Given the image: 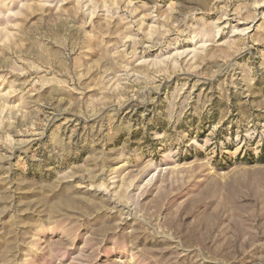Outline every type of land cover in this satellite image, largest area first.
Instances as JSON below:
<instances>
[{
	"label": "rangeland",
	"instance_id": "rangeland-1",
	"mask_svg": "<svg viewBox=\"0 0 264 264\" xmlns=\"http://www.w3.org/2000/svg\"><path fill=\"white\" fill-rule=\"evenodd\" d=\"M0 264H264V0H0Z\"/></svg>",
	"mask_w": 264,
	"mask_h": 264
}]
</instances>
